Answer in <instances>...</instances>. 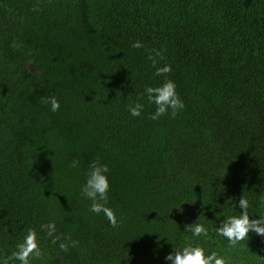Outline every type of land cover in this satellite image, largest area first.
Segmentation results:
<instances>
[{
	"label": "trees",
	"instance_id": "trees-1",
	"mask_svg": "<svg viewBox=\"0 0 264 264\" xmlns=\"http://www.w3.org/2000/svg\"><path fill=\"white\" fill-rule=\"evenodd\" d=\"M150 50L171 66L175 117L149 118L142 94L164 79ZM97 159L116 227L81 194ZM241 196L264 215V0H0V264L29 228L30 264H170L190 242L264 264V237L233 247L215 231ZM49 221L77 246L52 244ZM195 222L207 237L185 230Z\"/></svg>",
	"mask_w": 264,
	"mask_h": 264
},
{
	"label": "clouds",
	"instance_id": "clouds-1",
	"mask_svg": "<svg viewBox=\"0 0 264 264\" xmlns=\"http://www.w3.org/2000/svg\"><path fill=\"white\" fill-rule=\"evenodd\" d=\"M35 10V9H33ZM133 48L144 47L139 41L132 44ZM152 66L155 68V75L164 77L163 82L157 86H147L144 89L143 96H146L148 103L155 105V111L150 114L149 118L157 120L161 116L169 114L175 117L177 112L184 107V103L176 92V85L173 80L169 79L167 74L171 72L170 65L158 66V58L162 59V53L159 50H150L148 57ZM41 103L50 105V110L56 112L59 110L60 104L55 96L42 97ZM144 105L136 102L129 105V112L132 116H140ZM78 163L73 162L74 166ZM109 169L106 164H102L99 160H94L89 165L85 183L81 187V194L91 201L90 210L96 214L103 213L112 227L117 226V218L113 210L107 206L109 181L107 177ZM261 205H264V196H261ZM236 207V205H234ZM238 207L241 209L239 215H230L220 222L215 228L219 236H223L229 242L230 246H236L241 241L249 239V233L253 232L264 237V215L258 219H250L248 213L249 202L241 196L238 201ZM40 228L51 238V243L59 242V248L67 252L69 247H76L77 241L71 240L70 236L61 239L56 234V226L54 221L41 224ZM185 230L192 233L195 237H207V228L198 222L186 224ZM42 251L37 241V233L35 229L29 228L26 231L22 241L16 245L8 259L20 261V264H30V258H40ZM5 259L3 264H8ZM165 260L170 264H229V262L219 255L216 251L205 255V249L199 244L188 243L182 248L173 247V251L165 256Z\"/></svg>",
	"mask_w": 264,
	"mask_h": 264
}]
</instances>
